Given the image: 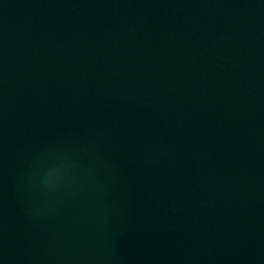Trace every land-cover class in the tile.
Returning <instances> with one entry per match:
<instances>
[{
    "label": "water",
    "instance_id": "1",
    "mask_svg": "<svg viewBox=\"0 0 264 264\" xmlns=\"http://www.w3.org/2000/svg\"><path fill=\"white\" fill-rule=\"evenodd\" d=\"M0 264H264V0H0Z\"/></svg>",
    "mask_w": 264,
    "mask_h": 264
}]
</instances>
